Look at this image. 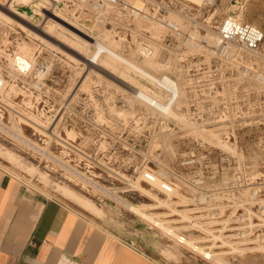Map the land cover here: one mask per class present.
I'll list each match as a JSON object with an SVG mask.
<instances>
[{
	"label": "rangeland",
	"instance_id": "374dc122",
	"mask_svg": "<svg viewBox=\"0 0 264 264\" xmlns=\"http://www.w3.org/2000/svg\"><path fill=\"white\" fill-rule=\"evenodd\" d=\"M189 2L168 15L199 46L177 52L161 30L151 53L167 69L153 76L133 49L154 23L98 26L66 2L0 0V168L162 264H264V39L247 52L217 37L225 17L264 33V0Z\"/></svg>",
	"mask_w": 264,
	"mask_h": 264
},
{
	"label": "crops",
	"instance_id": "0c3cea01",
	"mask_svg": "<svg viewBox=\"0 0 264 264\" xmlns=\"http://www.w3.org/2000/svg\"><path fill=\"white\" fill-rule=\"evenodd\" d=\"M0 264H162L0 168Z\"/></svg>",
	"mask_w": 264,
	"mask_h": 264
},
{
	"label": "built area",
	"instance_id": "2783aa9c",
	"mask_svg": "<svg viewBox=\"0 0 264 264\" xmlns=\"http://www.w3.org/2000/svg\"><path fill=\"white\" fill-rule=\"evenodd\" d=\"M61 4H71L74 11H78L88 21L98 26L109 23H118L123 19L136 18L147 20L150 23L158 24L164 31L163 40L167 46L177 52H184L185 47L193 49L199 46L200 34L195 30L183 29L179 23L168 15L169 8L173 2L178 0H167L166 3L155 5L150 0L140 1L141 6L137 7L129 0H44ZM185 1V0H183ZM210 0H208V3ZM190 3V2H189ZM193 4V3H192ZM196 5V4H194ZM198 6V5H196ZM218 40L225 44L239 45L247 52H255L259 49L263 39V31L250 23L240 22L234 17H225L217 30Z\"/></svg>",
	"mask_w": 264,
	"mask_h": 264
},
{
	"label": "bare ground",
	"instance_id": "6f19581e",
	"mask_svg": "<svg viewBox=\"0 0 264 264\" xmlns=\"http://www.w3.org/2000/svg\"><path fill=\"white\" fill-rule=\"evenodd\" d=\"M188 1H190V2H193V3H196V4H199V3H201L202 2V0H188ZM131 3L132 4H134L135 6H137V7H140L141 6V3L139 2V1H136V0H131ZM94 26V25H93ZM95 28H96V26H95ZM94 28V29H95ZM98 28V27H97ZM102 28V27H101ZM161 27L158 25V24H153V27H152V34H151V36H150V38H148L149 39V41H148V44L147 45H145V46H142V45H139V46H137V48H135V49H133L134 50V55L135 54H140L141 56H142V59H140V62H138V64H136V65H138L139 67H141L142 69H145L148 73H150L151 75H153V76H155L156 74H158V73H155V72H157V71H159V70H161L162 69V67H166L165 69H167V66L166 65H164V64H162V63H160V62H158L157 60H156V55H154L153 53H151L152 51H153V49L155 50V51H159V46H158V38L160 37V33H161ZM98 31V30H97ZM105 30H103V35L107 38V37H109L110 39L109 40H111L112 42H116L117 43V45H118V41L117 40H115V39H113V36H111V34H109V33H105L104 32ZM120 44V43H119ZM121 46V45H120ZM122 47V46H121ZM121 47H120V49H121ZM130 50V49H129ZM128 50V51H129ZM138 56V55H137ZM137 56H136V58H137ZM164 63V62H163ZM12 65L16 68V69H18L19 71H22V72H24L25 70H26V68H27V65H26V63H25V61H23L22 59H20V58H15L14 59V61H13V63H12ZM169 70V69H168ZM170 70H171V68H170ZM169 70V71H170ZM153 73H155V75L153 74ZM160 75V74H159ZM158 76V75H157ZM174 83V82H173ZM2 84H3V81L2 80H0V87L2 86ZM173 89H174V91L176 92L174 95H173V97H169V92H167L168 94H167V96L170 98V103H171V105H170V109L168 110V112H173L174 110L173 109H175V108H173L172 109V105H174L175 107H176V105H178L179 104V102L178 101H176V99L177 98H180L179 96H181V94H182V90L177 86V84L176 83H174L173 84ZM173 110V111H172ZM209 131V130H208ZM197 132H198V134H199V130H197ZM200 135V134H199ZM207 135H210V136H215V134L213 133V131H209L208 133H207ZM8 158H13L12 157V155L11 154H7L6 155ZM145 174H146V176H145ZM142 175H143V179L145 180V181H147L149 184H151V185H153V186H156V187H158L159 188V190L160 191H162L163 193H165V194H169V196L172 194V193H174L173 192V188L172 187H170V185L167 183V181H165V180H162L158 175H156V174H154L153 172H145V171H143L142 172ZM142 175H140L141 177H142ZM62 190H63V192L67 195V196H69V197H71L72 195L74 196L75 194L70 190V189H68V188H62ZM168 196V197H169ZM73 198V197H72ZM75 198V197H74ZM199 199V198H198ZM197 199V200H198ZM84 201V200H83ZM84 203L86 204V201H84ZM87 204H88V202H87ZM88 205H90V204H88ZM89 208V207H88ZM171 208V207H170ZM172 210H174V209H172ZM179 215V214H178ZM180 215H183V213L182 214H180ZM148 217L149 218H151V215H148ZM182 217V216H181ZM154 222H156V221H154ZM159 226H162V227H164L165 229H166V231H168L170 234L172 233H174L173 232V230L171 229V228H167V227H165L163 224H162V222H158L157 223ZM208 231V230H207ZM215 231V230H214ZM213 231V232H214ZM209 232V231H208ZM211 232V231H210ZM212 234V233H211ZM176 235V234H175ZM177 236V235H176ZM212 236H214V235H212ZM216 236V235H215ZM218 237V236H217ZM219 237H221V235L219 234ZM224 237H226V236H224ZM223 237V238H224ZM219 240H220V238H219ZM223 240V239H222ZM226 240V239H225ZM186 243H188L192 248H194L195 250H197V251H199V252H201V253H204V254H207L206 252H204L203 251V249L202 248H200V247H197L193 242H191V241H186ZM233 244V243H232ZM214 254V253H213ZM217 254H214L213 256H212V258L214 257V256H216Z\"/></svg>",
	"mask_w": 264,
	"mask_h": 264
}]
</instances>
